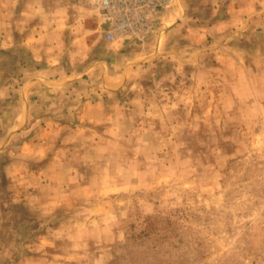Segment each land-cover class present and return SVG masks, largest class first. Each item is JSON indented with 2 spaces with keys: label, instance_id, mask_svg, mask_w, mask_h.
I'll return each instance as SVG.
<instances>
[{
  "label": "rangeland",
  "instance_id": "obj_1",
  "mask_svg": "<svg viewBox=\"0 0 264 264\" xmlns=\"http://www.w3.org/2000/svg\"><path fill=\"white\" fill-rule=\"evenodd\" d=\"M0 264H264V0H0Z\"/></svg>",
  "mask_w": 264,
  "mask_h": 264
},
{
  "label": "built area",
  "instance_id": "obj_2",
  "mask_svg": "<svg viewBox=\"0 0 264 264\" xmlns=\"http://www.w3.org/2000/svg\"><path fill=\"white\" fill-rule=\"evenodd\" d=\"M114 38L143 41L160 26L170 0H84Z\"/></svg>",
  "mask_w": 264,
  "mask_h": 264
},
{
  "label": "crops",
  "instance_id": "obj_3",
  "mask_svg": "<svg viewBox=\"0 0 264 264\" xmlns=\"http://www.w3.org/2000/svg\"><path fill=\"white\" fill-rule=\"evenodd\" d=\"M30 21L27 20V23H29Z\"/></svg>",
  "mask_w": 264,
  "mask_h": 264
}]
</instances>
